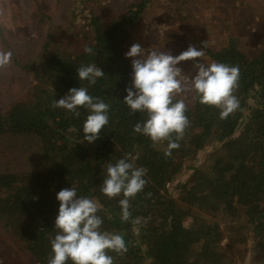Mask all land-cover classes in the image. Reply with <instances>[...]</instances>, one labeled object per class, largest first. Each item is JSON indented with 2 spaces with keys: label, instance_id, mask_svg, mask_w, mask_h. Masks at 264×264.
<instances>
[{
  "label": "trees",
  "instance_id": "obj_1",
  "mask_svg": "<svg viewBox=\"0 0 264 264\" xmlns=\"http://www.w3.org/2000/svg\"><path fill=\"white\" fill-rule=\"evenodd\" d=\"M7 1L16 17L17 0ZM115 1L56 0L47 7L35 0L29 16L37 36L20 40L8 35L0 20V50L13 53L11 63L0 69V264H18L20 253H28L33 264H47L56 234V193L71 186L101 205L102 230L123 235L128 250L109 252L114 264H239L249 237L264 247V32L256 49L245 48L256 39V27L264 28V0H217L234 12L226 15V30L216 31L218 37L193 29L192 13L198 24L205 21L201 0H193L188 14V0L166 5L123 0V6ZM95 5L105 7L102 17L94 13ZM155 10L166 21L179 19L180 29L150 32L154 20L146 21L156 17ZM134 43L158 51L176 46L179 54L189 45L203 46L206 64L239 66L238 109L221 119L217 108L177 96L188 106L190 126L179 148L165 155L167 141L154 143L133 131L146 114H130L123 102L134 59L125 53ZM85 46L95 54L85 53ZM90 63L105 73L95 85L77 76V68ZM195 72L192 66L190 75ZM71 87H86L110 105L109 123L93 143L83 140L87 109L80 107L74 117L51 107ZM214 143L206 164H196L197 152ZM126 155L137 157L136 166L147 170L144 190L130 201L131 217L144 221L139 225L121 219V197L109 199L99 190L106 164ZM183 168L177 200L168 184Z\"/></svg>",
  "mask_w": 264,
  "mask_h": 264
},
{
  "label": "clouds",
  "instance_id": "obj_2",
  "mask_svg": "<svg viewBox=\"0 0 264 264\" xmlns=\"http://www.w3.org/2000/svg\"><path fill=\"white\" fill-rule=\"evenodd\" d=\"M83 51L95 54L91 46ZM203 46L198 50L195 46L179 55L173 56L166 51L150 50L134 43L125 53L133 57L131 61V87H126L127 95L123 102L130 114L142 112L146 119L137 122L133 131L148 137L154 143L167 141L165 155L179 148L178 141L183 137L185 129L190 126L187 104L177 96L192 93L193 99L200 104L213 106L219 110L221 119H227L239 107V100L234 94L240 78L239 66H231L222 62L201 63L197 58L204 56ZM13 53L0 50V69L6 68ZM139 57V58H135ZM192 60L196 69L195 75H185L177 65L181 61ZM105 75L95 63L81 65L77 68L80 81L95 85L98 78ZM134 89V90H133ZM52 108H62L79 117V108L89 111L82 130L84 141L93 143L99 137L101 129L109 123L110 105L99 97H93L86 87H71L59 99H54ZM131 155L120 158L115 163H107L105 178L100 192L109 199L121 197L118 201L121 219L139 225L142 218L131 217L130 201L144 190L147 183V170L138 167ZM150 196V193H146ZM59 201L58 213L55 217L54 238H51L50 254L47 264H114L109 252L123 254L127 245L120 233L102 230L103 219L98 212L101 205L92 198L78 196L73 186L62 188L56 193Z\"/></svg>",
  "mask_w": 264,
  "mask_h": 264
},
{
  "label": "rangeland",
  "instance_id": "obj_3",
  "mask_svg": "<svg viewBox=\"0 0 264 264\" xmlns=\"http://www.w3.org/2000/svg\"><path fill=\"white\" fill-rule=\"evenodd\" d=\"M44 1L47 7H51L55 4L56 0H44ZM158 1H160L163 5H166L165 3L168 2V0H158ZM201 1H203V3H201L200 8L201 11L204 12L205 21L199 22L198 24L196 20L197 15L192 13L193 10L188 9L189 6H193L194 3L193 0L187 1L188 4L185 5L184 11H188L187 14L192 13V18H193L192 20L194 25L193 29L195 28V32H200L204 34L205 37L208 36L218 37L216 31H220L221 33H223L226 30V28L224 27L225 22H228L226 15H231L234 12L231 8L229 9V11H227L226 9L219 7L217 5V2L219 1L217 0H201ZM17 3L19 6V12H17L16 17H12V13L9 8L10 5L9 2L7 0H0V20L6 32L8 33V35H15L14 37L19 40L23 39L24 35H30L32 37L37 36V28L34 22H32L31 17L29 16L31 14V11L35 7L34 6V3L36 4L35 0H17ZM115 4L118 6H123L124 1L116 0ZM197 6H199V4ZM104 10L105 7L103 5H97V6L95 5L93 8L94 13L99 17L103 16ZM156 10L153 13V15H155L156 17H152L150 15L146 21V22H151L154 20L153 21L154 25L150 26L149 29L150 32L154 31L156 28L161 29L162 33L165 30L172 33L180 29L181 26L179 24V19L173 20L172 18H170L169 20L171 21H166L164 20L163 17L164 14L161 15L157 14L155 13ZM180 10L183 11V7ZM172 14L174 15V17L176 16L175 11ZM236 15H239V12H236ZM17 20H18V24H17ZM159 25H161L162 27ZM263 32H264L263 27H256V31H255L256 39H249V42L245 46V48H247L249 51L251 49L252 50L256 49L257 41L259 42L261 40V36L263 35ZM18 33H20L19 36L17 35ZM145 38L151 39L148 35H146ZM68 50L76 51V49L72 48L71 46L70 48L68 47ZM164 50L166 51L168 50V52L173 56L179 55V53H177L179 50L178 47L176 46L172 47L171 49L164 48ZM206 59L207 56L204 55L202 58H198V62L203 63ZM183 62L184 61L179 62L178 67L182 69V72L185 75L192 74L193 62L190 64L189 61L185 62L184 64ZM182 95H184L187 98V102L189 103L193 99L192 93H185ZM248 101L251 102L250 99ZM237 133L238 131L236 132V134ZM213 146L215 147L216 144L215 143L211 144L207 148L197 152L194 162L196 164H206L205 162H207L206 160L207 153L211 151ZM185 177H186L185 168H183L181 172L176 176V178L171 183L168 184V192L177 200L179 199V189H177L176 184L179 181L184 180ZM225 242H227V240L224 238L221 243L224 244ZM27 254L28 253L26 254L20 253V255L18 256L19 259L18 264H33V260ZM239 264H264V247L259 246L252 238L249 237L248 244L246 245V253L244 255V258L240 259Z\"/></svg>",
  "mask_w": 264,
  "mask_h": 264
}]
</instances>
